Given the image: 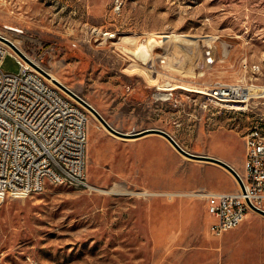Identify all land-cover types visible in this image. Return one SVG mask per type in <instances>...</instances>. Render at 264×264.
I'll return each mask as SVG.
<instances>
[{
	"label": "rangeland",
	"instance_id": "rangeland-1",
	"mask_svg": "<svg viewBox=\"0 0 264 264\" xmlns=\"http://www.w3.org/2000/svg\"><path fill=\"white\" fill-rule=\"evenodd\" d=\"M0 35L118 131L162 129L242 174L244 135L264 114V97L253 95L252 111L240 112L175 85H264V0H0ZM145 40L148 56L131 59ZM2 69L17 73L20 63L8 53ZM74 99L89 115L88 180L108 193L48 182L40 193L8 197L0 264H217L212 217L191 193L228 190L235 177L158 134L119 137ZM207 165L215 169L204 179ZM247 264H264V256Z\"/></svg>",
	"mask_w": 264,
	"mask_h": 264
},
{
	"label": "built area",
	"instance_id": "built-area-1",
	"mask_svg": "<svg viewBox=\"0 0 264 264\" xmlns=\"http://www.w3.org/2000/svg\"><path fill=\"white\" fill-rule=\"evenodd\" d=\"M106 35L115 37L114 33ZM8 53L20 63L19 72L3 71ZM33 64L0 40V204L8 197L40 193L48 182L95 190L86 170L88 110L40 70L45 69ZM246 88H211L199 83L187 91L207 103L247 112L252 111L254 96L247 95ZM173 90L168 100L173 99ZM244 145L243 172H238L240 181L235 178L238 189L200 195L213 217L210 231L214 236L238 228L250 212L258 213L254 208L264 210V114L245 133Z\"/></svg>",
	"mask_w": 264,
	"mask_h": 264
},
{
	"label": "crops",
	"instance_id": "crops-1",
	"mask_svg": "<svg viewBox=\"0 0 264 264\" xmlns=\"http://www.w3.org/2000/svg\"><path fill=\"white\" fill-rule=\"evenodd\" d=\"M147 135L150 136L153 134ZM225 162L231 165L234 169L237 166L231 161L225 160ZM205 169L207 171H205L202 175V178L204 179L212 176L209 173V170L215 168L214 166L207 165L205 166ZM225 177L232 179V176L229 175ZM233 181L235 182V180ZM202 187L211 192H233L238 189L236 182L234 186L224 191L211 190L206 188L204 185H202ZM202 203L206 213L209 214L207 201L204 199ZM252 221L256 222L255 226L252 225ZM257 225L261 226V228H257ZM208 232L211 236L216 237L217 264H247L255 255H259L260 257L264 256V215L260 213L250 212L248 218L238 228L227 231L221 236H214L210 231V225ZM236 234H238V237L235 236ZM257 248H260V250L258 251Z\"/></svg>",
	"mask_w": 264,
	"mask_h": 264
},
{
	"label": "water",
	"instance_id": "water-1",
	"mask_svg": "<svg viewBox=\"0 0 264 264\" xmlns=\"http://www.w3.org/2000/svg\"><path fill=\"white\" fill-rule=\"evenodd\" d=\"M0 40H2L3 42L7 43L18 55H20L26 61H28V62H30V63L33 64V62L26 56V54L22 50H20L12 41H10L9 39L5 38L2 35H0ZM40 70L48 78L50 77L49 74L46 71H44L42 69H40ZM54 83L56 85H58L60 88H62L65 92H68V94H71V96H74L76 99H78L79 101H81L90 111H92L98 117V119L103 123V125L111 133H113V134H115V135H117L119 137H132V138L141 137V136L147 135V134H158V135L164 137L166 140H168L170 142V144H172L183 155H185V156H187L189 158L203 160V161H209V162H213V163H216L218 165H221L222 167H224L225 169H227L228 171H230L233 174V176L240 181L238 172L231 165H229L225 161H223L221 159H218V158H215V157H211V156H207V155L194 154V153H191V152L185 150L184 148H182L180 146V144L174 139V137L172 135H170L168 132H166V131H164L162 129H157V128L145 129V130H143L141 132L133 133L130 136L127 133L118 131L117 129H115L114 127H112L104 119V117L92 105H90L89 103H87L85 100H83L81 97H79L77 94H75L73 91H71L70 89H68L63 84L59 83L57 80H54ZM254 210L257 211L258 213L264 215V210L263 209L254 208Z\"/></svg>",
	"mask_w": 264,
	"mask_h": 264
},
{
	"label": "bare ground",
	"instance_id": "bare-ground-1",
	"mask_svg": "<svg viewBox=\"0 0 264 264\" xmlns=\"http://www.w3.org/2000/svg\"><path fill=\"white\" fill-rule=\"evenodd\" d=\"M5 38H7V39H9V40H11L20 50H22L24 53H25V51L17 44V42L16 41H14V40H12V39H10L9 37H7V36H4ZM184 37L185 36H182L181 38H180V41H187V39H184ZM163 39H164V37H162ZM131 39V38H130ZM129 39H127V41H128ZM130 41V40H129ZM138 47H140V51H141V53L140 54H133L132 52H128L127 54L130 56V58L131 59H133V57L132 56H141V58H143L142 57V55L144 56V54H146L147 52H148V50H149V48H148V45H147V43H146V40L144 41V42H141V43H139V46ZM139 51V52H140ZM147 51V52H146ZM148 53H150V52H148ZM26 54V56L28 57V58H30V60H32L34 63H36L37 65H39L40 66V64L35 60V59H33L32 57H30L27 53H25ZM147 55V54H146ZM145 55V56H146ZM148 56V55H147ZM146 56V57H147ZM145 58V57H144ZM145 59H147V58H145ZM134 60V59H133ZM144 60V59H143ZM147 61V60H146ZM149 61V60H148ZM144 63H146V62H144ZM147 64V63H146ZM47 73L49 74V79L52 81V82H54V80H57L59 83H61V84H63V82H62V80L59 78V77H57L52 71H50V70H47ZM64 85V84H63ZM65 86V85H64ZM202 86H207V87H211V88H240V87H242V86H237V85H231V84H224V83H203L202 84ZM175 87L176 88H178V87H182V88H185V89H187V90H191V88H189V87H185V86H176L175 85ZM174 86H172V88H175ZM160 89L161 90H169V84H161L160 85ZM246 94L247 95H254V96H256V97H259V96H263L264 97V85H261V86H249V87H247L246 88ZM163 96L165 95L164 93L162 94ZM90 111V110H89ZM91 112V114L93 115V116H95L97 119H98V117L92 112V111H90ZM101 124L103 125V123L101 122ZM104 126V125H103ZM127 134H129V136L130 135H132L133 133H127ZM146 136H148V135H143V136H141L140 138H142V137H146ZM122 138H125L126 140L129 138V137H122ZM132 137H130V139H131ZM137 138V137H136ZM172 145V144H171ZM181 146V145H180ZM237 171V170H236ZM230 172V171H229ZM238 172V171H237ZM230 174L231 175H233L231 172H230ZM92 189H96V190H98V191H100V192H107L108 193V191H106V190H103V189H99V188H95L94 186H93V188ZM112 191V190H111ZM114 191V190H113ZM116 192V191H115ZM143 194H147V192H144ZM158 194V193H157ZM164 195H167L168 197H169V199H171V200H173L175 197H177V196H181V197H186V195H188V194H186V193H163ZM202 194V193H201ZM201 194H199V193H191V195L192 196H200ZM151 195V194H150ZM156 195V194H155ZM158 195H162V194H158ZM190 195V194H189Z\"/></svg>",
	"mask_w": 264,
	"mask_h": 264
}]
</instances>
